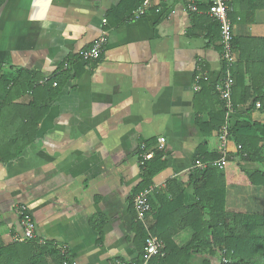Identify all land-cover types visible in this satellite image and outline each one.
I'll use <instances>...</instances> for the list:
<instances>
[{
	"label": "crops",
	"instance_id": "0c3cea01",
	"mask_svg": "<svg viewBox=\"0 0 264 264\" xmlns=\"http://www.w3.org/2000/svg\"><path fill=\"white\" fill-rule=\"evenodd\" d=\"M121 1L4 0L0 4V63L5 73L24 70L43 78L57 73L63 82L38 124L36 140L16 158L0 159L4 245L20 242L16 238L23 235V227L17 211L25 207L35 225L36 238L30 240L65 247L70 263L137 261L141 247L131 197L141 181L139 156L154 153L160 138L165 139L167 167L153 178V205L159 209L160 198L168 200L166 184L172 179L184 190L182 205L197 201L190 182L197 149L205 143L214 148L220 137V131L210 136L203 130L219 110L220 97L201 94V83L216 86L221 80V40L210 42L205 24L194 23L187 0H144L139 6L147 2L143 13L136 17L137 8L129 18L119 10ZM228 4L234 38L240 39L242 65H246L237 81L251 92L263 91L264 0ZM103 32L107 42L100 58L84 60L83 53ZM234 52L237 62L239 55ZM197 75L209 80L196 84ZM30 101L25 94L12 99V104ZM253 101L251 97L233 110L232 124H264V107ZM2 116L4 143L17 132L20 117L8 109ZM146 143L154 147L147 149ZM224 148L229 161L221 169L227 212H261L263 187L250 184L247 176L261 165L243 159L232 136H227ZM176 214L171 222L162 219L161 224L176 231L173 241L182 247L192 230H178L175 220L180 214ZM155 223L152 211L149 229ZM207 259L209 264H220L219 259L202 254H194L184 264H205ZM22 264H28L26 257ZM47 264L55 263L47 257Z\"/></svg>",
	"mask_w": 264,
	"mask_h": 264
},
{
	"label": "trees",
	"instance_id": "16d2710c",
	"mask_svg": "<svg viewBox=\"0 0 264 264\" xmlns=\"http://www.w3.org/2000/svg\"><path fill=\"white\" fill-rule=\"evenodd\" d=\"M4 0H0V4ZM144 0H122L119 10L126 17H132L133 11L142 5ZM199 9L206 10L207 7L201 4ZM194 23L205 24L211 43L220 40V25L208 15L192 13ZM233 48L239 55V60L233 65L232 73L235 77V85L232 92L233 108L246 103L254 97L252 104L260 102L264 107V83L263 91L258 88L252 90L249 87H242L238 83L240 69L246 68L242 65L244 57L240 49V39L234 38ZM241 61V62H240ZM223 72V71H222ZM241 78V77H240ZM44 79L43 85L41 80ZM65 80V79H64ZM56 83V85H54ZM63 86L62 77L53 74L51 77L43 78L34 72L20 70L14 73L4 71L0 63V123L4 110L8 109L20 117V127L13 137L4 143L0 141V159L9 161L19 156L24 149L36 140L37 127L45 116L49 105L57 97ZM5 92V95L3 93ZM201 94L207 93L218 96L215 82H202ZM28 94L31 101L26 104H12V99L20 98ZM214 98L213 95H211ZM8 100L9 104L6 103ZM219 110L215 116L207 122L204 129L210 136L213 133L219 134L221 126L225 122V108L223 102L218 100ZM229 136H232L240 148V156L259 163L261 167L252 175H247L249 183L263 187L264 192V124L247 122L243 125L239 122L232 124L230 120ZM206 127V128H205ZM218 145L209 148L208 144H202L197 149L196 159L203 163L213 162L221 156L220 137L217 138ZM154 147L152 143H146V148ZM164 151L155 148L150 159L140 160L141 181L133 191L131 201L140 192L153 185V178L167 167L163 159ZM143 162V163H142ZM225 165L224 169L228 166ZM218 165L209 164L206 167H195L190 175V182L195 188L197 201L192 206L182 205L183 189L176 179L169 180L166 184L168 200L160 198L161 206L153 205L151 196L149 202L151 212L156 218V223L150 227V232L157 235L165 243V255L154 256L149 264H184L194 254H202L210 260L219 259L220 264H264V194L263 209L258 213H228L226 206V179L224 172ZM181 211V212H180ZM150 212V213H151ZM180 214L177 218L178 230L191 228L192 237L182 247L173 241V234L169 228L162 227V219L173 220V216ZM136 217V214H135ZM137 220V218H136ZM176 229V230H177ZM170 230V231H169ZM136 237L140 242V256L134 263L141 264L144 260L146 238L148 232L143 223L136 221ZM28 264H47V257H50L55 264L69 262L68 255L62 254L51 242L40 245L36 240L26 242H13L4 245L0 241V264H22L24 258ZM132 263V262H130ZM205 264H209L207 259Z\"/></svg>",
	"mask_w": 264,
	"mask_h": 264
},
{
	"label": "built area",
	"instance_id": "2783aa9c",
	"mask_svg": "<svg viewBox=\"0 0 264 264\" xmlns=\"http://www.w3.org/2000/svg\"><path fill=\"white\" fill-rule=\"evenodd\" d=\"M204 2L207 6L206 10L199 9L198 3ZM229 0H187L188 10L192 13H199L202 15H208L217 21L220 25V40L222 47V65L223 72L220 82H218L215 86L216 92L218 93L221 101L224 104L225 108V122L220 129V137H221V156L219 159L213 162L203 163L201 161H196L195 167H206L209 164L218 165L220 169H224L225 165L228 163V154L225 150V143L227 136L229 135L230 129V118L233 113V102H232V92L234 86V78L232 73V67L236 62L237 56L234 52L233 48V40H234V31L232 21L229 17L230 6L228 4ZM147 2L143 4L142 7L138 8L135 11V16L138 17L143 13ZM106 23V20H104ZM107 37L106 32H103V35L99 37L97 41H95L91 47L83 53L84 60H97L100 58L103 49L106 45ZM67 67V64H65ZM209 80L207 75L196 76V84L199 83L200 80ZM56 85V83L54 84ZM259 107L260 104H257ZM164 138L159 139V143L156 146L158 150L164 149ZM145 148V145L142 146ZM153 156V152L149 151L147 153L141 154L142 160L150 159ZM143 163V162H142ZM153 186L145 189L140 192L133 198V209L136 214L137 220L141 221L148 232V236L146 238V247H145V255L144 260L141 264H149V261L154 256H164L165 255V243L158 236L150 232L149 224H148V215L151 211V205L149 202V197L152 194ZM18 215L21 218V225L23 227V235L17 237V241H27L30 239L36 238L35 235V225L32 221L30 214L27 212L25 207H21L18 209ZM38 244H44V241L38 240ZM62 254H66L65 247L59 248ZM64 264H73L69 262H64ZM117 264H137V263H126L123 261L117 262Z\"/></svg>",
	"mask_w": 264,
	"mask_h": 264
}]
</instances>
